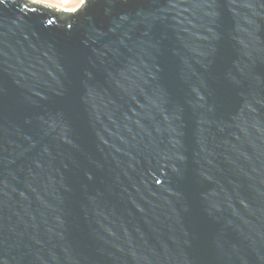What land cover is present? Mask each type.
<instances>
[{
	"label": "water",
	"instance_id": "1",
	"mask_svg": "<svg viewBox=\"0 0 264 264\" xmlns=\"http://www.w3.org/2000/svg\"><path fill=\"white\" fill-rule=\"evenodd\" d=\"M0 264H264V0H0Z\"/></svg>",
	"mask_w": 264,
	"mask_h": 264
},
{
	"label": "rangeland",
	"instance_id": "2",
	"mask_svg": "<svg viewBox=\"0 0 264 264\" xmlns=\"http://www.w3.org/2000/svg\"><path fill=\"white\" fill-rule=\"evenodd\" d=\"M31 4L43 6L55 13L65 16V12H73L81 8L85 0H28Z\"/></svg>",
	"mask_w": 264,
	"mask_h": 264
}]
</instances>
